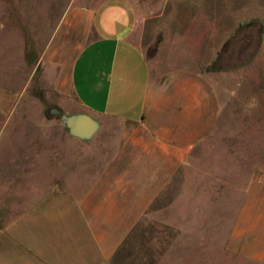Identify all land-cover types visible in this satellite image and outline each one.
I'll return each mask as SVG.
<instances>
[{"label":"crops","instance_id":"0c3cea01","mask_svg":"<svg viewBox=\"0 0 264 264\" xmlns=\"http://www.w3.org/2000/svg\"><path fill=\"white\" fill-rule=\"evenodd\" d=\"M158 1L180 2L43 0L47 38L33 73L40 71L43 98L62 114L90 115L101 132L96 147L87 145L94 138L69 135L86 145L81 152L47 153L58 173L54 186L45 183L51 168L43 147L6 165L0 264H112L212 135L222 105L212 80L188 68L157 75L139 43L145 12L158 10ZM25 91L0 85V140ZM66 156L72 174L61 180ZM226 233L230 264H264V171L246 183Z\"/></svg>","mask_w":264,"mask_h":264},{"label":"rangeland","instance_id":"374dc122","mask_svg":"<svg viewBox=\"0 0 264 264\" xmlns=\"http://www.w3.org/2000/svg\"><path fill=\"white\" fill-rule=\"evenodd\" d=\"M42 2L0 0V85L26 90L1 135L0 198L6 194L3 175L9 163L18 166L26 154L43 147L45 167L51 168L45 183L52 186L59 179L47 153L53 148L81 152L86 146L72 141L60 118L50 113L54 107L43 98L40 71L33 75L48 30L40 17ZM156 6L145 12L138 36L154 72L205 73L220 96L221 112L212 135L112 264H230L234 257L224 249L226 230L246 183L264 171V0H180L168 6L158 1ZM15 130L22 133L11 139ZM100 132L88 146H98ZM61 163L65 180L72 164L67 156Z\"/></svg>","mask_w":264,"mask_h":264},{"label":"water","instance_id":"95a60500","mask_svg":"<svg viewBox=\"0 0 264 264\" xmlns=\"http://www.w3.org/2000/svg\"><path fill=\"white\" fill-rule=\"evenodd\" d=\"M53 116L60 118L70 136L90 141L100 130V122L87 114L65 115L58 108H53L50 112Z\"/></svg>","mask_w":264,"mask_h":264},{"label":"flooded vegetation","instance_id":"af4514ba","mask_svg":"<svg viewBox=\"0 0 264 264\" xmlns=\"http://www.w3.org/2000/svg\"><path fill=\"white\" fill-rule=\"evenodd\" d=\"M52 110H53V109H52ZM52 110H51V111H52ZM51 111H50V112H51Z\"/></svg>","mask_w":264,"mask_h":264}]
</instances>
